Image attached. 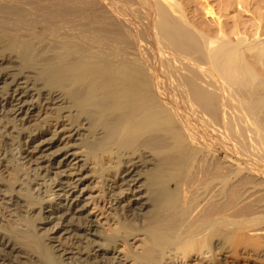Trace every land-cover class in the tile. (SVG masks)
Masks as SVG:
<instances>
[{
    "label": "bare ground",
    "instance_id": "1",
    "mask_svg": "<svg viewBox=\"0 0 264 264\" xmlns=\"http://www.w3.org/2000/svg\"><path fill=\"white\" fill-rule=\"evenodd\" d=\"M180 1L0 0V66L15 70H0V264H227L262 248L264 19L212 30ZM26 102L49 105V138ZM85 181L115 211L109 233Z\"/></svg>",
    "mask_w": 264,
    "mask_h": 264
},
{
    "label": "rangeland",
    "instance_id": "2",
    "mask_svg": "<svg viewBox=\"0 0 264 264\" xmlns=\"http://www.w3.org/2000/svg\"><path fill=\"white\" fill-rule=\"evenodd\" d=\"M180 1V0H179ZM185 3V8L187 9V13L189 18L192 19L193 16L196 18L195 20H200V23L203 25L206 24L205 27H209L212 30L216 29L217 26L224 27L223 29H229L230 31L235 27L242 30L252 31L254 27H256L260 16L264 19V0H183ZM182 3V1H180ZM210 7L212 12L214 13L212 16L207 15L205 12L206 6ZM192 14V15H191ZM195 14V15H194ZM192 17V18H191ZM193 18V20H194ZM198 18V19H197ZM220 23V25H219ZM218 24V25H217ZM208 25V26H207ZM7 65L0 66L1 71H10L15 72L14 69H4ZM23 86V84H20ZM12 87V86H11ZM2 94L0 95L1 100ZM4 97V96H3ZM2 101V100H1ZM29 101V100H28ZM27 107L31 110L34 109L36 104L31 105L26 102ZM44 106V104H42ZM46 109L42 107H37L36 110L30 112L29 117L22 116L23 121L26 122L28 128L33 130V132H37L35 129L42 124H45L44 128L47 130L44 134V138H49L52 134L51 132L55 129L54 121L51 119L52 111L49 108V105L44 106ZM50 118V119H49ZM47 121V122H46ZM57 136L60 141L66 143V134L61 131H58ZM41 144L40 146H42ZM64 152V151H63ZM111 182H108L110 184ZM83 187L87 188V192L83 191L84 198H86V213H89L90 219H94L96 221L98 230L109 233L110 228L113 227L115 222V211L109 202H106V197L103 195L102 197H98V192H92L91 189L92 184L90 181H85ZM90 197H93L90 198ZM96 203V204H95ZM4 200L0 195V207L3 206ZM95 204V205H94ZM8 213L5 214V217L0 214V220L6 222ZM242 233L248 237H256V234L253 232H249L247 229L243 230ZM65 236V234L61 235ZM134 243V240H132ZM264 243V242H262ZM262 248L259 250L254 249H239V252L242 256L240 258H236L238 253H234L233 251L224 253V255H220L219 257H226L224 261H227V264H264V244H262ZM118 251L121 249V245L117 243ZM263 253H262V252ZM260 252V253H259ZM259 254V255H258ZM261 255V256H260ZM233 261V262H232ZM237 261V262H236ZM236 262V263H234Z\"/></svg>",
    "mask_w": 264,
    "mask_h": 264
}]
</instances>
